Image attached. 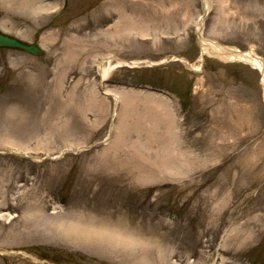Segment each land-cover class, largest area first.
<instances>
[{"label": "rangeland", "instance_id": "374dc122", "mask_svg": "<svg viewBox=\"0 0 264 264\" xmlns=\"http://www.w3.org/2000/svg\"><path fill=\"white\" fill-rule=\"evenodd\" d=\"M33 1L0 0V30L44 51L0 50V238L20 235L0 264L138 262L44 227L79 215L142 236V264H211L212 254L213 264H264L262 75L202 55L201 0H72L63 11L60 0ZM205 2L206 40L264 60V0ZM109 56L140 64L103 80Z\"/></svg>", "mask_w": 264, "mask_h": 264}, {"label": "bare ground", "instance_id": "6f19581e", "mask_svg": "<svg viewBox=\"0 0 264 264\" xmlns=\"http://www.w3.org/2000/svg\"><path fill=\"white\" fill-rule=\"evenodd\" d=\"M6 4L10 5L11 7L19 8L21 10H29L33 9L35 7V3L33 0H3ZM128 30L127 28H122V26L116 25L114 27V30ZM115 37L114 45H118L120 43H123L125 45V38L121 37L119 33H114ZM112 41V40H111ZM103 47L109 46V41H105L102 45ZM202 53H208L213 56L218 57H224L229 56V59H235L239 60L241 62H244L246 64L251 65L253 68L258 69L261 72L262 75V87H263V94H264V60L259 58L253 50H250L249 52L245 51L243 53L239 54H232L227 53L226 48L222 46H213L212 44L209 45L207 41L203 42L202 44ZM113 60H117L113 56L107 57L99 66L100 75L105 80L106 77H108L109 73L119 67L122 66H136L140 64L139 62H132L128 63L126 61L119 60L114 65L112 64ZM146 63V62H145ZM122 99L125 101L129 108L133 105L134 101L136 102V109L139 108V100L133 101L134 92L132 91H124L122 93ZM161 96V95H160ZM158 95L152 94L151 96H148L151 98L152 103H156L159 112L167 111L168 104L166 102L165 97H160ZM158 97V98H157ZM160 98V99H159ZM120 99V98H118ZM141 107L144 108L147 104L142 100L141 101ZM127 108V107H126ZM128 110H126L127 112ZM128 113V112H127ZM169 113V111H168ZM170 116V114H168ZM1 209V204H0ZM4 216H2L3 218ZM32 218V217H31ZM33 221V219H31ZM1 223V221H0ZM23 224V223H22ZM45 228L48 229L50 232H57L58 234L62 235L67 241H69L71 244L76 245H92L99 247L102 246L106 253H111L114 256L119 255V253H122L125 257V262L130 261V255L132 252H134V255L136 252L139 254V258L137 259L138 262L136 264H142V260L144 262L147 260V252H148V242L145 241L144 238L141 237H135L133 231L129 230L130 228H127L123 223L119 222H113V221H98L95 218L92 217H85L82 215L79 216H70L66 218H59V219H46L44 221ZM5 225H2V228H4ZM11 233H6L4 231H1V235L5 238H8V241H1L0 238V248L1 249H7V248H19L20 243V235L19 229L10 231ZM3 233V234H2ZM138 256V255H137ZM135 259V258H134ZM134 264V261H132ZM147 264V263H146Z\"/></svg>", "mask_w": 264, "mask_h": 264}, {"label": "water", "instance_id": "95a60500", "mask_svg": "<svg viewBox=\"0 0 264 264\" xmlns=\"http://www.w3.org/2000/svg\"><path fill=\"white\" fill-rule=\"evenodd\" d=\"M203 9L205 10V5L202 3ZM198 40L200 45H202V41L204 40L201 31L198 32ZM214 46H218L216 43H212ZM0 49H10V50H18L23 51L29 54L41 56L43 54V51L39 48L37 44H29L26 42H23L15 37L9 36L7 34H4L0 31ZM227 53L232 54H239L240 51L237 50H231L226 48Z\"/></svg>", "mask_w": 264, "mask_h": 264}, {"label": "flooded vegetation", "instance_id": "af4514ba", "mask_svg": "<svg viewBox=\"0 0 264 264\" xmlns=\"http://www.w3.org/2000/svg\"><path fill=\"white\" fill-rule=\"evenodd\" d=\"M86 4H96V3H99V0H84Z\"/></svg>", "mask_w": 264, "mask_h": 264}]
</instances>
